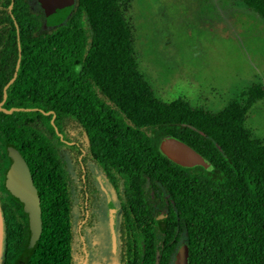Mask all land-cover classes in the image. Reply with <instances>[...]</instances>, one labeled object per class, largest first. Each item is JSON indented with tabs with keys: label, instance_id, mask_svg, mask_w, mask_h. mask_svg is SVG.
I'll list each match as a JSON object with an SVG mask.
<instances>
[{
	"label": "trees",
	"instance_id": "1",
	"mask_svg": "<svg viewBox=\"0 0 264 264\" xmlns=\"http://www.w3.org/2000/svg\"><path fill=\"white\" fill-rule=\"evenodd\" d=\"M135 1L75 0L52 27L30 0H0V63H9L0 64V102L14 78L4 106L15 107L0 111V264L88 263L93 213L105 203L94 169L120 208L116 264H175L181 249L189 264H264V140L247 124L264 86L252 84L218 112L163 99L141 69ZM241 1L264 20V0ZM78 132L82 149L67 143ZM172 137L211 168L167 159L160 147ZM11 145L42 203V234L28 258V217L5 188Z\"/></svg>",
	"mask_w": 264,
	"mask_h": 264
},
{
	"label": "rangeland",
	"instance_id": "2",
	"mask_svg": "<svg viewBox=\"0 0 264 264\" xmlns=\"http://www.w3.org/2000/svg\"><path fill=\"white\" fill-rule=\"evenodd\" d=\"M131 15L141 69L163 99L186 97L218 112L252 84L264 86V20L241 0H136ZM247 124L264 140V99ZM105 207L87 239V264H116Z\"/></svg>",
	"mask_w": 264,
	"mask_h": 264
},
{
	"label": "water",
	"instance_id": "3",
	"mask_svg": "<svg viewBox=\"0 0 264 264\" xmlns=\"http://www.w3.org/2000/svg\"><path fill=\"white\" fill-rule=\"evenodd\" d=\"M50 26L60 25L70 15L74 8L75 0H40ZM0 103V110H3ZM11 113L12 110H5ZM161 153L170 161L184 166L194 167L203 165L207 169L211 165L191 145L176 138L166 139L161 147ZM7 155L10 161L6 178V190L18 201L28 217V237L22 257H30L36 250L43 229L42 203L29 166L18 148L9 146ZM110 223L112 225V242L115 262L118 263L119 241L116 232V208L113 203L109 205ZM3 241V218L0 207V256ZM175 264H189V255L186 249H181L176 257Z\"/></svg>",
	"mask_w": 264,
	"mask_h": 264
},
{
	"label": "flooded vegetation",
	"instance_id": "4",
	"mask_svg": "<svg viewBox=\"0 0 264 264\" xmlns=\"http://www.w3.org/2000/svg\"><path fill=\"white\" fill-rule=\"evenodd\" d=\"M30 3H31V5H32V1L30 0ZM41 3V2H40ZM33 7V6H32ZM41 7H42V5H41ZM40 7V8H41ZM34 8V7H33ZM39 8V9H40ZM36 10V9H35ZM0 64H9V63H0ZM17 70H18V67H17V69L15 70V72H14V75L16 76V74H17ZM14 79V78H13ZM13 79L9 82V83H7L6 84V86L4 87V98H3V101L2 102H0V103H3L2 104V108H3V110H0V111H3V112H5V110H12V112L15 110V107H11V108H6L4 105L6 104V100H7V93H6V90H7V88H8V86L10 85V83L13 81ZM28 109H33V110H39V108H28ZM5 113H7V112H5ZM43 113H45L46 115H48V114H50L51 112H43ZM53 119H54V116H53ZM52 119V120H53ZM80 134H79V132L78 133H76L75 134V136L73 137V139L70 141V142H67L68 144H70V145H72V146H74V145H76V147H79V148H83L82 147V140H81V138H80ZM72 138V137H71ZM12 146V145H11ZM67 158H66V161H67V167H68V171H69V173H70V176H71V178L73 179V180H75V186H76V188H77V182H78V170H77V167L76 166H74V164H73V162H72V160H71V158L69 157V154L66 156ZM8 160H9V158H8ZM9 166H10V161H9ZM9 166H8V168H9ZM8 168H7V171H8ZM7 171H6V174H7ZM85 171V170H84ZM94 172H95V174H96V180H97V184H96V186H98V188H99V191H100V194L103 196V197H105V203H104V205H106V212H107V214H108V217H110V214H109V205H110V203H113L114 204V206H115V208H116V232H117V238H118V228H119V222H120V208H119V205H118V203L115 201V196H114V192H113V190H112V188H111V185H110V183L108 182V180L106 179V177L105 176H103L100 172H98L97 171V169H94ZM85 174H86V171H85V173H83L82 174V176L84 177L85 176ZM33 176V175H32ZM103 206L101 205L98 209H96L95 210V213H93L94 214V216H95V224L97 223V219H98V217H97V213L100 211V208H102ZM78 210V209H77ZM109 227H110V221H109ZM110 232H111V230H110ZM111 238H112V232H111ZM118 241H119V239H118ZM99 248L102 250L101 251V255H102V257H104V249H105V246H103L102 245V243H101V241H100V244H99ZM109 262L107 261V264H108Z\"/></svg>",
	"mask_w": 264,
	"mask_h": 264
}]
</instances>
